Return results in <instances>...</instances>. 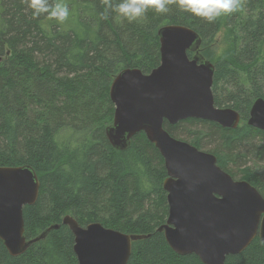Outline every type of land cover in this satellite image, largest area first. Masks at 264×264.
<instances>
[{
  "label": "trees",
  "instance_id": "obj_1",
  "mask_svg": "<svg viewBox=\"0 0 264 264\" xmlns=\"http://www.w3.org/2000/svg\"><path fill=\"white\" fill-rule=\"evenodd\" d=\"M54 2L69 8L63 24L33 18L22 0H0V167L28 165L39 176L38 200L23 210L28 239L61 225L19 257L0 240V264H78L74 236L62 225L65 215L81 226L99 222L149 236L133 244L128 264H203L196 255L173 252L158 232L169 213L158 149L144 133L122 152L107 140L105 129L114 119L110 88L124 69L149 74L160 65L162 27L195 30L206 59L224 28L231 54L215 63L207 59L215 66L212 91L215 105L237 111L243 124L229 129L187 119L164 128L215 155L224 171L264 197V131L247 124L253 103L264 99V0H244L241 11L211 24L176 6L129 23L106 12L102 0H49ZM225 264H264V243L256 237Z\"/></svg>",
  "mask_w": 264,
  "mask_h": 264
},
{
  "label": "water",
  "instance_id": "obj_2",
  "mask_svg": "<svg viewBox=\"0 0 264 264\" xmlns=\"http://www.w3.org/2000/svg\"><path fill=\"white\" fill-rule=\"evenodd\" d=\"M158 37V67L149 74L127 68L114 78L109 93L114 119L105 134L122 152L131 147L134 136L144 133L163 157L169 213L158 232L173 252L196 255L203 264H225L256 237L264 243V197L247 181L224 171L215 155L171 136L164 125L198 119L236 129L241 116L215 105V66L202 55V39L195 30L168 25ZM247 124L264 131V99L253 103ZM40 185L31 166L0 167V240L13 257L25 254L61 226L51 225L34 239L25 236L23 210L36 204ZM62 225L74 236L78 264H128L133 244L149 238L99 222L81 226L72 215H65Z\"/></svg>",
  "mask_w": 264,
  "mask_h": 264
},
{
  "label": "clouds",
  "instance_id": "obj_3",
  "mask_svg": "<svg viewBox=\"0 0 264 264\" xmlns=\"http://www.w3.org/2000/svg\"><path fill=\"white\" fill-rule=\"evenodd\" d=\"M31 9L33 18L46 16L48 20L65 23L69 8L63 2L49 3V0H22ZM105 11H115L129 23L141 21L148 11L166 15L171 6L182 12L190 13L205 22L214 23L221 16H228L243 9L244 0H123L113 5L112 0H102ZM107 19V15L104 16Z\"/></svg>",
  "mask_w": 264,
  "mask_h": 264
},
{
  "label": "rangeland",
  "instance_id": "obj_4",
  "mask_svg": "<svg viewBox=\"0 0 264 264\" xmlns=\"http://www.w3.org/2000/svg\"><path fill=\"white\" fill-rule=\"evenodd\" d=\"M224 33L225 29L222 28L220 33L218 34L216 40L212 45L209 47V53L212 54V58L208 57L210 61L213 63L217 62L219 59H229L231 54V47L224 41ZM264 55V52H263ZM207 58V59H208ZM243 123H240V125ZM112 125V124H111ZM204 152H207L204 150ZM210 153V152H208ZM238 180V179H236ZM164 183V181H163Z\"/></svg>",
  "mask_w": 264,
  "mask_h": 264
}]
</instances>
